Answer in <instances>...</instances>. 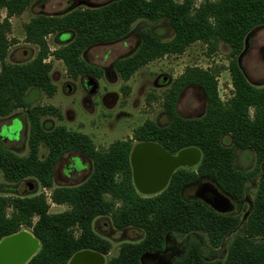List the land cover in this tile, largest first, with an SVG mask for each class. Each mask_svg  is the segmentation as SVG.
Here are the masks:
<instances>
[{
    "label": "trees",
    "instance_id": "obj_1",
    "mask_svg": "<svg viewBox=\"0 0 264 264\" xmlns=\"http://www.w3.org/2000/svg\"><path fill=\"white\" fill-rule=\"evenodd\" d=\"M32 1L0 0V118L22 109L29 123L26 156H17L0 141V172L7 182L33 178L42 189H50L56 162L72 150L86 156L92 169L82 184L51 190V204L66 205L63 212L49 213L44 194L0 198V241L28 230L39 245L26 264H68L80 251L108 254L110 243L96 234L92 225L97 218L109 217L114 229L136 228L143 237L137 243L121 244L107 264H142L143 256L163 251L169 234L200 233L212 249H217L238 228L239 216L216 213L199 200H185L184 191L199 180H209L223 194L241 201L246 183L258 176L252 209L240 232L228 243L225 258L208 260L200 244L192 242L172 264H264V86H252L237 64L245 38L255 27L264 26V0H204L198 6L194 0H113L62 15H36L23 28L24 41L37 47L36 56L27 63H6L14 44L8 39L10 19ZM138 20H166L172 37L162 41L151 29L139 31L135 51L113 63L121 80H129L154 60L181 55L193 43L203 44L208 54L223 43L230 49L231 97L220 99L214 73L186 67L164 95L162 107L168 122L158 125L145 121L130 138L114 141L105 150H97L87 135L42 124V117L61 119L55 107L31 105L37 93L50 97L56 90L50 77L51 63L46 60L61 61L72 79L84 75L100 78L102 70L85 62L82 54L91 46L124 38ZM66 32L71 39L51 51L46 37ZM186 87L203 93L205 109L199 117L184 118L177 113L179 95ZM121 90L126 93L128 87ZM224 136L230 137V146L222 143ZM135 143L156 144L170 155L195 149L199 161L195 169L175 170L160 193L144 197L132 183L129 156ZM40 145L47 150L42 159L38 155ZM237 150L253 152L251 171L234 168Z\"/></svg>",
    "mask_w": 264,
    "mask_h": 264
},
{
    "label": "rangeland",
    "instance_id": "obj_2",
    "mask_svg": "<svg viewBox=\"0 0 264 264\" xmlns=\"http://www.w3.org/2000/svg\"><path fill=\"white\" fill-rule=\"evenodd\" d=\"M110 1L113 0H33L20 15L10 19L11 28L8 39L14 41V44L8 50L6 63H27L36 56L37 47L24 41L23 29L24 25L36 15H62L74 9L99 7ZM174 1L180 3L183 0ZM203 1L194 0V5L198 6ZM3 16L4 12L1 14V17ZM146 28L155 32L162 41H167L172 37L171 28L166 20L155 23L138 20L124 38L110 44L91 46L84 51L82 59L106 73L100 78L84 75L72 79L66 74L65 66L61 61L52 58L46 60L51 63L50 77L56 90L50 97L42 92L37 93L31 105L55 107L61 119L47 116L41 118V123L47 128L63 126L67 130L86 134L98 149H106L116 140L129 138L132 131L145 121H152L158 125H165L168 122V117L162 107L164 95L186 67H197L214 73L220 99L226 101L231 97V79L228 71L230 49L223 43H219L217 50L211 54H208L203 44L193 43L181 55H167L154 60L135 71L129 80H121L113 69V63L135 51L139 43L138 33ZM71 37L69 33L53 34L46 37V42L52 51L67 43ZM246 38V46L243 47L241 56L239 55L240 66L252 86L262 87L264 86V26L255 27ZM87 78L91 80L90 87H95L92 93L84 87V81ZM123 87H128L126 93L121 90ZM176 109L177 113L184 118L201 116L205 109L202 91L195 87H186L181 92ZM28 131L29 123L22 109L14 111L8 117L0 118V140L19 157L28 154ZM222 143L230 146V137L224 136ZM46 152L45 146L40 145L39 158H44ZM74 155L77 156L75 153L70 154L63 162L68 164ZM83 161L87 164L86 160ZM197 164L198 162L187 168L195 169ZM254 165L255 157L252 151L237 150L235 152L233 160L235 169L243 172L251 171ZM77 166H81L80 161L77 162ZM156 169L155 161L147 157L146 151L141 150L136 160L137 182L132 177L134 187L141 190L147 189L148 181L158 176ZM87 174L88 171L82 177L68 183L55 179L53 185H76L82 182ZM257 184L258 176L246 183L244 197L240 203L231 200L233 209L230 214L238 215L240 224L224 238L219 248L212 249L206 236L200 233L185 236L169 234L165 238L163 251L143 256L142 264H172L185 253L192 242L200 244L202 253L208 260H223L228 243L245 224ZM50 191L42 189L33 178H26L19 183L7 182L0 172V198L12 199L19 195L44 194L48 200ZM194 192V188H188L184 192V197H192ZM157 193L141 194V196L149 197ZM49 205V213H59L67 209L66 206L51 203ZM6 212L9 214L10 209ZM93 229L96 234L110 243L108 254L103 256V264H107L117 255L121 244L137 243L143 237L142 232L136 228L114 229L108 217L95 219ZM22 232L30 234L28 230H22Z\"/></svg>",
    "mask_w": 264,
    "mask_h": 264
},
{
    "label": "flooded vegetation",
    "instance_id": "obj_3",
    "mask_svg": "<svg viewBox=\"0 0 264 264\" xmlns=\"http://www.w3.org/2000/svg\"><path fill=\"white\" fill-rule=\"evenodd\" d=\"M67 33V32H66ZM63 34V33H61ZM60 35V34H58ZM102 70V69H101ZM103 72V70H102ZM106 74L103 72V75ZM89 78H87L85 81H84V87L85 89L88 91L90 87V85H92V83H87V80ZM181 95V94H180ZM180 95H179V98H180ZM178 98V100H179ZM80 133V132H79ZM83 134V133H82ZM86 135V134H84ZM132 135V134H131ZM89 137V136H88ZM131 137V136H130ZM129 137V138H130ZM90 138V137H89ZM91 139V138H90ZM128 139V138H126ZM124 139V140H126ZM92 140V139H91ZM1 141V140H0ZM118 141V140H116ZM93 142V141H92ZM113 143V142H112ZM94 144V143H93ZM111 144V143H110ZM109 144V145H110ZM141 144H145V143H135L131 149V152H130V156H129V163H130V167H131V175L132 177L135 179V181L137 182L138 178H137V170H136V160L137 158L139 157L140 155V149H139V145ZM153 144V143H152ZM95 146V145H94ZM95 148L97 150H105V149H98L96 146ZM108 148V147H107ZM106 148V149H107ZM134 151V155H132ZM165 151V150H164ZM166 152V151H165ZM77 154L74 155L72 157V159L70 160V162L68 164L64 163L63 161L65 160V158H68L67 156H69L70 154ZM167 153V152H166ZM169 156H176V155H170L169 153H167ZM150 157L152 158L155 163H156V175L158 176H155L154 178H151L149 181H148V188L145 189V190H141V189H136L135 187V190L138 194H143V195H151V194H155L157 192H161L167 185L171 175L169 176L168 180H167V183L165 184V186L163 188H161V185L165 182L166 178H167V171L164 170L163 168V161L162 159L157 155L155 154H147V157ZM131 157H132V163H131ZM187 159V157H186ZM83 160H86L87 161V164L83 161ZM80 161L81 162V166H77V162ZM186 161V160H185ZM188 162V160H187ZM64 165H63V164ZM192 166V164H185L183 166H180L178 168H176L175 170L179 169V168H187V167H190ZM91 169H92V166H91V161L86 157L84 156L83 154H81L80 152L78 151H68L66 153H64L63 155H61L58 159V161L56 162L54 168H53V174H52V182L54 183L55 179L57 180H60V181H63L64 183H68L70 181H73L77 178H80L82 177L83 175H85V172L88 171V174L86 176V178L80 182L79 184H76V185H61V186H54L52 185V187L50 189H45V190H52L53 188L55 187H74V186H78L80 184H82L90 175L91 173ZM189 169V168H187ZM174 170V171H175ZM173 171V172H174ZM172 172V173H173ZM75 176V177H74ZM159 177V178H157ZM134 186V185H133ZM258 186H259V179H258V184H257V187H256V190H255V193H254V197H255V194L257 192V189H258ZM188 188H194V194L192 195V197H189V198H185V200H188V201H193V200H199L201 201L203 204H205L206 206H208L209 208H211L213 211H215L216 213H219V214H223V215H232L230 214V212L232 211L233 209V206L231 204V200L237 202V203H240L241 201H236L232 198H230L229 196L223 194L217 187L216 185L212 182V181H209V180H199L197 183L191 185L190 187ZM187 188V189H188ZM186 189V190H187ZM51 192V191H50ZM159 192V193H160ZM185 192V191H184ZM215 192L220 195H223L225 197V199H227V209L224 211H220L216 208L213 207L212 205V200L214 198V195ZM158 194V193H157ZM49 195L50 193L48 194V200L47 202L50 204V199H49ZM183 196H184V193H183ZM254 197H253V200H254ZM253 200H252V204H251V209H252V206H253ZM54 205V204H53ZM57 206H66V205H57ZM67 207V206H66ZM250 209V211H251ZM67 210V209H66ZM65 211V210H64ZM63 212V211H62ZM249 214V213H248ZM233 216H238V215H233ZM248 216V215H247ZM100 218H104V217H100ZM109 218V217H108ZM240 218V217H239ZM92 228H93V225H92ZM94 230V229H93ZM85 251V250H84ZM104 256V255H103Z\"/></svg>",
    "mask_w": 264,
    "mask_h": 264
},
{
    "label": "water",
    "instance_id": "obj_4",
    "mask_svg": "<svg viewBox=\"0 0 264 264\" xmlns=\"http://www.w3.org/2000/svg\"><path fill=\"white\" fill-rule=\"evenodd\" d=\"M246 40L247 38H245L244 47L246 46ZM240 56L237 59V64L240 70L243 72L240 66ZM87 83L91 84V80L88 79ZM94 89L95 87L93 86L89 88L88 92L92 93ZM139 149L140 151H146V153L150 155H158L162 159L163 168L165 171H167V178L161 185V188L165 186L169 176L176 168L185 164L194 165L199 161L200 156L199 152L195 149L183 150L177 153L176 156H169L160 146L152 143L141 144L139 145ZM132 155H134V151ZM215 194L216 195H214L212 200L213 207L220 211H225L227 209V199H225V197L219 193L217 194L215 192ZM38 245V242L33 238V236L26 232H20L3 239L0 241V264H26V262L38 251ZM103 260V255L93 251L85 250L73 255L68 264H103Z\"/></svg>",
    "mask_w": 264,
    "mask_h": 264
},
{
    "label": "built area",
    "instance_id": "obj_5",
    "mask_svg": "<svg viewBox=\"0 0 264 264\" xmlns=\"http://www.w3.org/2000/svg\"><path fill=\"white\" fill-rule=\"evenodd\" d=\"M230 88H231V90H232V86L230 85Z\"/></svg>",
    "mask_w": 264,
    "mask_h": 264
},
{
    "label": "crops",
    "instance_id": "obj_6",
    "mask_svg": "<svg viewBox=\"0 0 264 264\" xmlns=\"http://www.w3.org/2000/svg\"><path fill=\"white\" fill-rule=\"evenodd\" d=\"M29 234V233H28Z\"/></svg>",
    "mask_w": 264,
    "mask_h": 264
}]
</instances>
